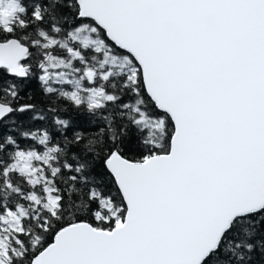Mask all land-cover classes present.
I'll list each match as a JSON object with an SVG mask.
<instances>
[{
  "label": "snow or ice",
  "instance_id": "obj_1",
  "mask_svg": "<svg viewBox=\"0 0 264 264\" xmlns=\"http://www.w3.org/2000/svg\"><path fill=\"white\" fill-rule=\"evenodd\" d=\"M0 264H264V0H0Z\"/></svg>",
  "mask_w": 264,
  "mask_h": 264
}]
</instances>
